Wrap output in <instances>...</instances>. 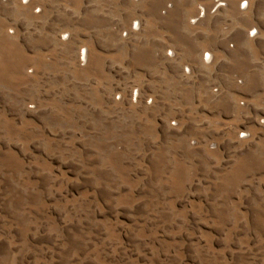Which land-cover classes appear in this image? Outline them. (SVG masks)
I'll use <instances>...</instances> for the list:
<instances>
[{"label":"rangeland","instance_id":"374dc122","mask_svg":"<svg viewBox=\"0 0 264 264\" xmlns=\"http://www.w3.org/2000/svg\"><path fill=\"white\" fill-rule=\"evenodd\" d=\"M0 264H264V0H0Z\"/></svg>","mask_w":264,"mask_h":264},{"label":"bare ground","instance_id":"6f19581e","mask_svg":"<svg viewBox=\"0 0 264 264\" xmlns=\"http://www.w3.org/2000/svg\"><path fill=\"white\" fill-rule=\"evenodd\" d=\"M83 56H84V58L86 57V53L85 52L83 53Z\"/></svg>","mask_w":264,"mask_h":264}]
</instances>
